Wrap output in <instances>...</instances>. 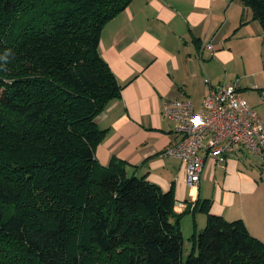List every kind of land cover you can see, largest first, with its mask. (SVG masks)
Segmentation results:
<instances>
[{"label": "trees", "instance_id": "16d2710c", "mask_svg": "<svg viewBox=\"0 0 264 264\" xmlns=\"http://www.w3.org/2000/svg\"><path fill=\"white\" fill-rule=\"evenodd\" d=\"M131 1L0 0V264H264L204 204L183 260L172 192L96 161L95 118L121 92L100 34ZM240 1L264 39V0Z\"/></svg>", "mask_w": 264, "mask_h": 264}, {"label": "crops", "instance_id": "0c3cea01", "mask_svg": "<svg viewBox=\"0 0 264 264\" xmlns=\"http://www.w3.org/2000/svg\"><path fill=\"white\" fill-rule=\"evenodd\" d=\"M258 50H264L262 29L240 0H132L101 31L99 53L121 92L95 118L105 133L94 157L103 167L112 159L125 162L128 176L171 191L184 242L194 228L205 226L206 215L199 211L204 204L228 222L241 220L250 236L264 243L263 170L253 156L232 155L224 163L205 158L192 190L185 165L163 155L178 141L172 122L162 116L163 102L187 100L199 110L209 85L229 84L234 71L254 65L257 82L264 73ZM246 78L235 79L241 84ZM190 195L194 210L186 203ZM178 203L186 206L175 210Z\"/></svg>", "mask_w": 264, "mask_h": 264}, {"label": "built area", "instance_id": "2783aa9c", "mask_svg": "<svg viewBox=\"0 0 264 264\" xmlns=\"http://www.w3.org/2000/svg\"><path fill=\"white\" fill-rule=\"evenodd\" d=\"M205 83L209 85L207 79ZM260 98L264 100V90ZM162 116L172 122L178 137L163 155L185 165V182L192 190L198 187L205 158L224 163L232 155L247 153L264 170V121L244 101L238 79L209 85L199 110L187 100H166ZM186 203L194 207L192 195ZM186 203H178L175 210Z\"/></svg>", "mask_w": 264, "mask_h": 264}, {"label": "rangeland", "instance_id": "374dc122", "mask_svg": "<svg viewBox=\"0 0 264 264\" xmlns=\"http://www.w3.org/2000/svg\"><path fill=\"white\" fill-rule=\"evenodd\" d=\"M256 54H258V57H259L258 59H261L263 65H264V50L261 51L260 53H259V50H258L257 53H255V55ZM257 69L258 68L256 67V65H254L252 70H247L245 72H242V70L234 71V75H233V79H232L231 83L236 80L235 79L236 76L241 78V75H246L247 78L246 79H242L241 80V84H240V88L243 91L242 92V97H243L244 101L246 102V104L249 105L251 108H253L254 111L256 112V114L262 120H264V100H261L260 96L258 95L259 92L257 93V90H256V89H261V88L262 89L259 90V91L264 90L263 89L264 88V73H260V75H258V81L255 82V79L252 77V73L256 72ZM235 73H237V74H235ZM254 161H255V163L258 162V160L255 159V158H254ZM262 174H263V178L261 180V183L264 185V170L262 171ZM204 227L205 226H203V228ZM187 231H189L188 233H192V232H190V231H192V230H190V224H187ZM189 235L191 236V234H189ZM185 240H186V238H185ZM189 251H190V243L184 242L183 252H182V259L183 260L186 259Z\"/></svg>", "mask_w": 264, "mask_h": 264}]
</instances>
